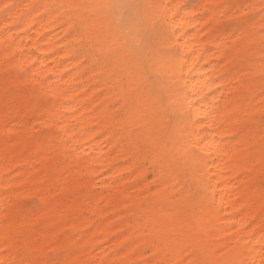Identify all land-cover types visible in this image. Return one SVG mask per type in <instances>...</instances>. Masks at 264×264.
Instances as JSON below:
<instances>
[{"label": "snow or ice", "instance_id": "obj_1", "mask_svg": "<svg viewBox=\"0 0 264 264\" xmlns=\"http://www.w3.org/2000/svg\"><path fill=\"white\" fill-rule=\"evenodd\" d=\"M170 8L171 5L166 3L92 0L31 6V12L40 9L42 17L56 14L58 26H67L64 39L75 38L71 44L75 53L72 59L83 57L86 71L95 73L98 84L104 85L96 95L107 94L104 103L98 106L104 109L107 123L95 138L105 136L108 143L115 139L112 150L127 153L124 162L132 165L112 183L123 180L125 175H140L117 193L122 197L118 202L123 205L119 221L123 227L119 235H130L115 249L105 250L97 258V249L103 245L81 246L86 236L82 232L66 247L55 253H45L43 249L50 248V243L45 242L46 236L38 234L45 229L39 223L19 224L20 217L13 214L0 222L3 224L0 232L4 236L0 256L6 257L0 259V264H116L113 257L132 245L135 247L130 255L142 258L130 264H264V0H259L258 4L251 0L210 3L204 5L200 13L184 17L196 21L207 17L201 31L216 20L217 13L220 17H235L233 23L220 25L215 30L220 33L231 29L222 40L226 47L220 60H227L233 53L237 59L230 70L216 78L221 83L203 81V85H212L209 94L221 93L219 100L223 103L211 106L205 103L207 97L202 91L203 85L197 88L192 83L195 79L191 76L193 69L188 67L185 71L190 53H184L181 41H185L187 33L181 34L179 26L172 27L177 17L169 15ZM216 38L219 39V35ZM13 43L15 38L5 42V51ZM257 43L259 54H246ZM256 67L261 69L254 78L261 81L259 85L224 94L226 89L234 87L239 73L253 71ZM5 84L4 96L7 98L13 88L8 86L7 78ZM37 86L43 93L45 83L38 82ZM253 109L258 111L248 116ZM36 112L39 115L34 114L32 119L38 120L51 112V107L49 103H40ZM220 113L225 114L218 121L217 114ZM233 121L237 122L233 132L220 139L213 135L211 144L207 143L209 131L218 134ZM44 127L51 126L45 124ZM68 133L69 129L64 127L37 137L35 141L39 147L34 157L47 153L53 145L56 151L62 149V158L55 165L56 168L66 165L61 176L73 168H80L89 158L74 155L83 150L72 143L75 137ZM224 157L228 158L226 164L239 168L233 180L227 183L261 170L258 180L248 184L244 193L258 189L259 195L249 207H255L257 202L260 207L239 229L235 223L223 222L227 218L220 215L223 208L217 203L219 182L213 183L215 176L211 175L212 167ZM10 171L5 175H10ZM40 174L36 172L33 178ZM97 175L102 173L85 174L80 180L90 184ZM240 187L234 185L233 191ZM129 189L134 191L129 192ZM6 191L17 192L19 189L11 187ZM98 191L101 189L97 185L91 191L82 189L78 195L86 194V198L91 199ZM253 225L257 227L252 228ZM248 228L252 231L247 237L241 236L240 233ZM257 233H260L258 238ZM240 241L245 242L244 246H240ZM76 253H87L89 258L82 262L71 260Z\"/></svg>", "mask_w": 264, "mask_h": 264}, {"label": "bare ground", "instance_id": "obj_2", "mask_svg": "<svg viewBox=\"0 0 264 264\" xmlns=\"http://www.w3.org/2000/svg\"><path fill=\"white\" fill-rule=\"evenodd\" d=\"M52 2L68 0H0V222L5 216L15 214L20 217L19 224L39 223L45 231L38 234L46 236L45 242L50 243V248L43 249L45 253H55L56 250L71 244L80 233H86L81 246L103 245L95 254L98 258L105 250L115 249L130 235H119L123 227L119 223L123 215L121 212L123 205L118 202L122 197L117 193L122 191L125 184L133 183L140 173L125 175L123 180L116 184L112 183L115 177L124 174L132 165L124 162L127 153L112 150L116 143L115 139L108 143L105 136L95 138L107 123L104 109L98 107L104 103L107 94L96 95L104 85L98 84L95 73L86 71V66L82 64L83 57L72 59L75 53L71 44L75 38L64 39L67 26L65 28L58 26L56 14L42 17L40 9L31 12L33 5ZM92 2L170 4L169 15L177 17L172 22V27L179 26L181 34L187 33L186 43L181 41L184 53H190L185 71L187 72L188 67L193 69L191 76L195 79L192 83L197 88L203 85L204 80H216L217 84L221 83L216 78L230 70L237 59L236 53H233L227 60H220L226 47L222 40L227 38L231 29L220 33L215 31L220 25L233 23L235 17L231 15L220 17L217 13L216 20L203 31L200 29L207 21V17L201 21L188 20L184 17L200 13L206 4L241 3L240 0H197L194 7L193 5L183 7L186 0H92ZM251 2L258 4L259 0ZM5 28H10L11 31L5 32ZM217 35L219 39L216 38ZM10 38H15V43L5 51V42ZM258 48L257 43L256 47L246 54L258 55ZM21 52L23 54L18 55ZM33 64L35 67H32ZM260 71L261 69L256 67L253 71L239 73L235 77L234 87L226 89L224 94L259 85L261 81L254 78ZM49 76L53 79L48 80ZM6 78L8 86L13 88V92L7 98L4 96ZM38 82L45 83L43 93L39 91ZM209 89H212V85H203L202 91L207 97L206 105L223 103L219 100L221 93L215 92L212 95L208 93ZM197 95H200V92ZM40 103H49L51 112L38 120L32 119L34 114L39 115L36 108ZM94 108L97 111L93 112ZM257 111L253 109L247 115L251 116ZM66 112L69 114L65 115ZM224 114H217V120H221ZM236 123L231 122L218 134L209 131L207 143L211 144L213 135L220 139L224 134L233 132L235 130L233 125ZM45 124L51 127L45 128ZM64 127L69 129V135L75 137L72 143L78 144L83 150L74 155L78 158L87 155L89 158L80 168H73L61 176L60 172L66 165H61L60 168H56L55 165L62 158V149L56 151L54 150L56 146L53 145L43 155L34 157V153L39 147L35 143L37 137ZM227 159L224 157L218 160L212 167L211 175L215 176L213 183L219 182L220 194L217 196V203L223 208L220 215L227 218L223 222L235 223L239 229L255 216L260 207V202H257L255 207H249L258 197V189L246 195L244 193L248 184L258 180L261 170L257 169L251 176L242 177L239 181L227 183L233 180L239 171L234 164H226ZM33 165L36 167H32ZM12 169L20 171H10ZM6 171H10V175L6 176ZM38 171L41 174L33 178ZM95 173L102 175H97L96 180L90 184L80 180L85 174ZM18 175L20 179H16ZM105 180L108 181L107 184L102 183ZM237 184L241 187L233 191L234 185ZM97 185L101 191L96 192L91 199L86 198V194L78 195L82 189L87 188L91 191ZM11 187H16L19 191H6ZM132 191L134 189H129V192ZM24 217L27 219H23ZM0 227H3L2 223ZM255 227L257 225L252 226ZM252 228L241 232L240 235L247 237ZM259 235L260 233H257V238ZM3 238V233L0 232V250L4 247ZM244 243L240 241V246H244ZM134 247L135 245H132L120 252L113 257V261L116 264L121 261L130 264L131 261L142 258L130 255ZM88 258L87 253H76L70 259L82 262ZM255 258L259 260V256ZM0 259L6 257L0 256Z\"/></svg>", "mask_w": 264, "mask_h": 264}, {"label": "rangeland", "instance_id": "obj_3", "mask_svg": "<svg viewBox=\"0 0 264 264\" xmlns=\"http://www.w3.org/2000/svg\"><path fill=\"white\" fill-rule=\"evenodd\" d=\"M240 1H241V3L246 2V0H240ZM196 2H197V0H186L185 5L192 6V5L196 4ZM228 24H230V23H228Z\"/></svg>", "mask_w": 264, "mask_h": 264}]
</instances>
